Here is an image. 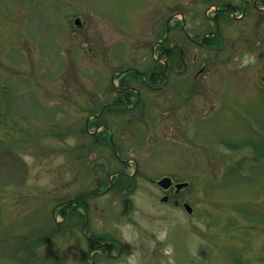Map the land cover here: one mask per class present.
I'll return each mask as SVG.
<instances>
[{
  "label": "rangeland",
  "instance_id": "374dc122",
  "mask_svg": "<svg viewBox=\"0 0 264 264\" xmlns=\"http://www.w3.org/2000/svg\"><path fill=\"white\" fill-rule=\"evenodd\" d=\"M211 5L210 0H0V264L85 259L82 221H64L61 212L52 211L92 191L99 179L95 170L107 171L100 175L106 181L118 165L110 150L83 133L84 120L111 101L114 71L146 70L156 63L151 49L165 17L182 13L187 34H194ZM75 15L90 26L108 23L97 35L105 44L87 37L79 43H88L90 51L75 48L70 36ZM170 34L168 45L179 41ZM231 55L215 57L197 77L221 87L209 99L200 92L198 115L204 118L193 131L177 125L166 130L169 122L158 119L180 116L178 94L163 107L160 98H147L155 92L141 91L135 117L117 112L108 119L113 141L129 149L118 156L138 167L118 191L85 199L90 234L123 245L118 262L101 264H264V85H255L264 71H224ZM208 58L214 56L198 52V61L206 64ZM190 70L184 77L189 83ZM171 83L177 85L175 79ZM86 147L91 149L78 159ZM133 170L131 164L127 171ZM164 177L188 183L179 197L192 215L160 201L163 192L155 183Z\"/></svg>",
  "mask_w": 264,
  "mask_h": 264
},
{
  "label": "flooded vegetation",
  "instance_id": "af4514ba",
  "mask_svg": "<svg viewBox=\"0 0 264 264\" xmlns=\"http://www.w3.org/2000/svg\"><path fill=\"white\" fill-rule=\"evenodd\" d=\"M210 1L215 5H211L206 11L205 21L198 27H193L194 34H187L185 17L182 13L174 12L167 16L168 18L165 17L161 23L162 34L160 37H162L160 38V43L155 45L152 50L157 56L156 63H152L151 68L146 70H135L125 67L114 71L110 81L113 91V97L110 98L111 101L102 105L98 113L90 114L85 118L83 133L91 138L94 145L99 144L102 148H105L104 150H110L114 161L118 165V169L109 173L106 181H100L102 179L100 175H104L107 171H104V169L95 170V175L98 174L99 179L93 183L95 188L92 191L73 195L71 200L64 205H57L52 211L54 215L63 210L64 221L68 217L75 221H82L81 230L83 232H81L84 239L82 240L81 248L84 246L85 259L80 262L75 259L73 264H101V261L118 262L122 257L123 245L121 243L104 236H95L88 231L90 209L85 200L90 197L105 196L112 191H118V188H122L123 184L129 183L137 173L138 165L135 161L132 159H120L118 156V153L128 152L129 149L124 142H122L121 146H118V143L113 141L114 135L109 129L111 126L109 120L116 118L114 116L117 112H126L130 116L135 117L137 105L141 103V91L155 92L152 95L148 93L150 96L147 98H160L157 101L163 107H168L169 104L175 103L174 95L178 94V100L181 99L179 108L183 110L180 116L173 118L165 112L166 114H163L160 118L158 117V119L160 122L164 120L169 122L166 130L171 131L172 127L177 125V127H182L187 133L189 130L193 131V127L200 118H204L203 114L198 115L199 106L201 105L200 92L203 93L202 97L207 94L214 97L216 94L214 89L221 87L215 82L197 80L199 75L206 72V66L210 64V61L217 60L215 57L223 56L229 51L232 55L227 57L223 68L224 71H254L257 69L264 71V65L261 63L262 59H264V39H262L264 37V0ZM74 18L78 19V25L73 23ZM73 19L70 24L72 29L70 33L75 41V48L79 46L80 50L90 51L91 47L88 43H79L80 40H86L87 37H93L90 43L96 40L100 42L98 46L105 44V39L101 40L100 38L102 34L98 38L96 36L98 33L104 32V27L106 28L108 23H105L104 26L100 25L95 34H88L90 25L79 17H73ZM174 32L178 35L179 41H172L168 45V38L172 35L170 33ZM199 51H205V53L213 55L214 58H208L206 64L205 61H198ZM99 52V54H105L102 51ZM242 55H245V57L241 63L239 61H241ZM200 63H202L200 68L195 70ZM190 68L194 69V75L189 83L184 77L186 72H192ZM173 79L177 83L175 87L171 83ZM115 81L116 85L114 86L113 83ZM183 82L186 84H182ZM255 85L259 88L264 85V80L255 82ZM187 93H190V95ZM206 98L209 99V96H206ZM93 104L98 105L99 103ZM209 111H211V108H209ZM170 131L167 133H170ZM160 135L162 137L165 136L162 132ZM90 149L91 147H86L81 150V155L77 158L79 159L83 156L82 151L87 153ZM71 159L76 162L75 159ZM73 161L70 160V163H74ZM131 164L134 167L132 174L127 171ZM170 180L171 183L165 190L160 188L161 192H163L160 201L165 203V205L178 208L186 204L181 202L179 196L189 185L177 190L178 182L172 178ZM155 184L157 185V183ZM100 190L101 192H99ZM189 215H192V209ZM67 242L70 243V241ZM68 247H66V253H70Z\"/></svg>",
  "mask_w": 264,
  "mask_h": 264
},
{
  "label": "water",
  "instance_id": "95a60500",
  "mask_svg": "<svg viewBox=\"0 0 264 264\" xmlns=\"http://www.w3.org/2000/svg\"><path fill=\"white\" fill-rule=\"evenodd\" d=\"M170 183H171L170 179H168V178H163V179H161L157 184H158V186H159L160 188H162V189L165 190V189L169 186ZM185 186H187V185H186V184H179V185L176 186V188H177L178 190H180V189H182V188L185 187ZM184 208L186 209V211H187L188 213L191 212V209H190V207H189L188 205H184Z\"/></svg>",
  "mask_w": 264,
  "mask_h": 264
},
{
  "label": "bare ground",
  "instance_id": "6f19581e",
  "mask_svg": "<svg viewBox=\"0 0 264 264\" xmlns=\"http://www.w3.org/2000/svg\"><path fill=\"white\" fill-rule=\"evenodd\" d=\"M112 21V20H111ZM113 22V21H112ZM79 24V23H78ZM77 24V25H78ZM111 24H114V23H111ZM99 27H96V26H89L88 29H89V33L88 34H95L96 31L98 30ZM97 38L100 37V36H96ZM97 103H99L98 101H95ZM54 210V209H53Z\"/></svg>",
  "mask_w": 264,
  "mask_h": 264
},
{
  "label": "trees",
  "instance_id": "16d2710c",
  "mask_svg": "<svg viewBox=\"0 0 264 264\" xmlns=\"http://www.w3.org/2000/svg\"><path fill=\"white\" fill-rule=\"evenodd\" d=\"M63 211H61V213H62ZM63 214V213H62Z\"/></svg>",
  "mask_w": 264,
  "mask_h": 264
}]
</instances>
